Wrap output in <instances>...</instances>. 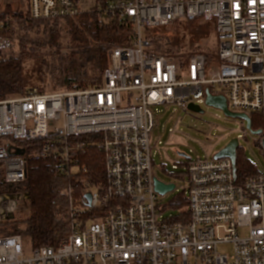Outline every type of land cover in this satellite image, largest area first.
Wrapping results in <instances>:
<instances>
[{
    "label": "built area",
    "instance_id": "built-area-1",
    "mask_svg": "<svg viewBox=\"0 0 264 264\" xmlns=\"http://www.w3.org/2000/svg\"><path fill=\"white\" fill-rule=\"evenodd\" d=\"M27 8L34 19L94 12L119 20L131 27V42L111 52L99 85L49 93L35 87L0 100L1 176L9 185L25 182L27 152L15 144L23 140L36 145L32 156H59L63 173H74L71 139L95 134L105 154V191L116 201L91 218L99 191L88 192L90 203L86 193L82 207L69 188V236L56 248H27L20 234H8V217L27 195L0 193V264H264V173L239 183L230 158L179 155L188 210L176 222L163 216L152 155L154 108L188 112L206 103V89L224 95L230 111L264 118V0H27ZM188 22L215 24L218 63L208 67L194 55L180 69L153 51L151 31ZM7 26L0 19V53L15 46L1 35ZM258 136L264 154V131ZM75 149L84 151L82 144Z\"/></svg>",
    "mask_w": 264,
    "mask_h": 264
},
{
    "label": "trees",
    "instance_id": "trees-1",
    "mask_svg": "<svg viewBox=\"0 0 264 264\" xmlns=\"http://www.w3.org/2000/svg\"><path fill=\"white\" fill-rule=\"evenodd\" d=\"M13 10L6 6L0 13V19H6L7 28L1 33L10 39L16 46L4 53H0V100L10 96L25 94L30 88H39L44 92V87L35 85L30 87L25 78L26 65L34 60L42 59L48 55H56L59 67L54 81L58 88L71 89L74 85L79 87H92L99 85L102 73L110 66V54L119 46H128L131 42V27L119 20L101 19L94 12H88L74 18L34 19L31 18L29 9ZM184 28L189 35L184 42L178 37L167 35L168 31ZM161 31V32H160ZM66 34L69 36L73 47V59L64 67L67 59L61 55L60 41ZM213 22H188L174 23L150 32L153 51L165 56L168 60L185 68L190 62V57L201 55L206 59L208 67L218 63L217 49L209 47L207 41L216 35ZM40 36V37H39ZM41 38V39H40ZM217 40V39H216ZM189 49H188V45ZM218 44V43H217ZM92 61L94 74L85 77L82 66L85 62ZM211 91L212 88H210ZM251 127L254 130L264 131V118L258 113H250ZM98 135H83L72 140L70 154H77L78 169L74 173L65 174L62 171V159L59 156L34 157L33 148L36 147L28 141H18L15 144L24 147L27 152V177L23 184H7L0 173V193L28 194L29 216L23 222L24 229L20 230L15 219L9 221L11 231L9 235L20 234L32 248L42 246L56 248L63 239L69 236L71 218L68 207V189L74 194L75 203L84 205L83 198L86 193L97 189L100 193V203L97 210L89 212L88 216L97 218L105 211L107 204L115 202L107 196L105 188V154L97 148ZM75 144H82L84 151L78 153ZM74 146V147H73ZM264 155V154H263ZM238 182L243 183L252 175L258 174L244 149L237 150ZM83 202V203H82ZM177 211L174 221H183V214L187 213L188 202L182 195L168 203L166 210Z\"/></svg>",
    "mask_w": 264,
    "mask_h": 264
},
{
    "label": "rangeland",
    "instance_id": "rangeland-1",
    "mask_svg": "<svg viewBox=\"0 0 264 264\" xmlns=\"http://www.w3.org/2000/svg\"><path fill=\"white\" fill-rule=\"evenodd\" d=\"M6 6H10L13 10H27V0H0V13L4 11ZM167 35L172 36V38L178 37V41L184 42V38L189 35V31L178 27L175 31H168ZM62 36L60 51L61 55L67 59L66 64H64V67H66L71 60H74L72 58L73 44L69 36L66 34ZM211 37L207 43L212 49H217L216 37ZM189 45L187 46L188 49L190 48ZM14 47L16 48V46ZM59 64L58 56L48 55L26 65L24 75L30 87L41 86L48 93L62 91L63 89L58 88L56 81H54ZM82 66L86 78H90L95 73L92 61H87ZM214 92L219 93V89L214 90ZM200 107L203 110L202 114L191 111L184 112L176 105H164L154 108L157 117L152 137L154 143L152 155L153 160H155L154 174L162 183L166 185L171 183L175 186L174 190L162 196L161 202L163 205H168L172 200L179 198L187 188V180L184 177L177 176L182 171L181 162L184 161L179 156L180 153H185L193 161L205 159V157L214 156L227 146L231 140L237 138L240 147L244 149L245 156L254 164L257 170L264 173V155L259 141L260 137L249 131L243 120L230 118L222 110L207 103L200 104ZM170 128L173 129V132L169 130ZM175 166L177 169H174ZM17 209L14 219L20 230H23L25 226L23 222L30 213L27 199L20 200ZM176 213L177 211L170 209L163 216L169 218ZM8 230L11 231L12 228ZM241 233L244 234V231H241ZM26 245L27 248L31 247L29 243H26ZM229 250L230 247L220 248L221 252Z\"/></svg>",
    "mask_w": 264,
    "mask_h": 264
},
{
    "label": "water",
    "instance_id": "water-1",
    "mask_svg": "<svg viewBox=\"0 0 264 264\" xmlns=\"http://www.w3.org/2000/svg\"><path fill=\"white\" fill-rule=\"evenodd\" d=\"M206 103L210 106H214L220 110L223 111V113L233 119L239 118L241 120H243L246 123V127L249 131H251L254 135H261L262 134V130H258L255 131L253 130V127H251V118L248 114L245 113H239V112H232L229 110L228 108V102L226 100V97L224 95H213L212 92L210 91V89H206ZM189 110L191 112H195V113H203V110L201 109V107L197 104H193L189 106ZM240 147V143L238 142V139H233L230 141V143L225 146L222 150H220L219 152H217L213 157L215 159H223V158H230L232 160L233 163V169L235 171V179H237V150ZM263 147H264V143H263ZM24 151L22 150H17L15 154L17 155H24ZM179 155H183L186 156L184 153H180ZM155 188L156 191L160 194V195H165L167 194L169 191L174 190V185L173 184H164L161 181H159L158 179L155 180ZM27 197L29 196L28 194H26ZM19 198V197H18ZM92 198L91 193L86 194V199L88 200V202L90 203ZM9 220L12 221L14 219V214L12 213L11 215H9Z\"/></svg>",
    "mask_w": 264,
    "mask_h": 264
}]
</instances>
